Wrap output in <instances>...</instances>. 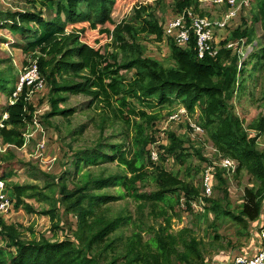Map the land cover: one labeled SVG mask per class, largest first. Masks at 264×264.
<instances>
[{"label":"trees","instance_id":"trees-1","mask_svg":"<svg viewBox=\"0 0 264 264\" xmlns=\"http://www.w3.org/2000/svg\"><path fill=\"white\" fill-rule=\"evenodd\" d=\"M162 1L145 6L137 5L136 0L42 1L49 15L34 10L17 13L0 10V21H9L2 27L21 36L25 55L31 56L33 62L38 61L50 105V111L42 117L46 127L55 128L52 119L73 114L60 106L67 102L68 95H75L91 100L88 107L94 108L90 122L98 131L95 146L74 153L73 158L70 153L74 147L68 146L62 175L51 177L53 182L45 187L48 193L34 186L9 183L16 211L24 208L29 213L49 217L54 229L67 234L62 240L43 236L38 239L31 232L29 240L16 221L10 223L0 215V241H3L0 264H210L205 256L207 244L197 232L188 227L175 232L173 224L177 209L183 211V200L186 212L196 213L192 203L201 198V190L164 167L169 158L187 165L193 157L191 151L203 161L207 159L188 134L183 132L179 136L176 131L167 130L170 145L164 148L166 153L161 155L160 164L152 162L150 149L161 133L162 115L145 111L151 102H157L161 111L170 113L180 105L192 116L200 111L199 124L209 140L224 156L239 163L235 177L238 179L247 172L254 181V186L245 191L239 215H233L243 227L240 234L251 236V232L255 233L254 226L264 222V151L258 147L264 135V115L245 126L234 106L235 100H256L258 94L264 100V0H237L242 3L235 20L236 23L240 20V24L221 43L215 58L200 59L194 37L187 47L169 39L170 67L148 57L140 37L164 40L163 24L155 12ZM199 1L176 0L172 10L175 15L192 10L201 17L210 16L200 9ZM230 7L226 2L223 9L228 11ZM129 9H133L135 19H129ZM103 43L114 51L103 53L100 47ZM230 44L236 47L229 49ZM244 45L253 49L245 61L240 53ZM25 65L29 66L28 62ZM18 89L20 74L12 60H0V94L6 99L0 112L8 115L3 121L4 128H0V139L4 145L13 147L0 155V181L11 179L21 164L15 162L17 154L12 149L24 146V131L33 123L36 112L29 102L33 87L24 84ZM86 127L88 124L83 129L68 130V137L78 141L86 134ZM108 131L110 136L105 135ZM60 138L66 142L61 134ZM116 138H120L118 143H114ZM116 161L120 169L117 172L102 169L96 174L82 172L84 167L101 168ZM72 166L75 172L70 181ZM225 174L217 169L214 177L219 184L214 186L213 197L203 199L205 211L198 213L199 221L208 220L211 214L215 215L214 222L232 215ZM152 183L154 190L143 193L145 184ZM56 188L60 199L51 195L56 194ZM30 190L33 192L28 194ZM218 192L226 193L223 199L215 198ZM26 199L47 201L51 207L36 211ZM123 200L127 204L119 205ZM59 203L64 205L66 214L75 217L76 225L68 230L63 229L57 215ZM132 205L134 212L130 209ZM210 228L216 229V225ZM237 256L240 254L232 257L221 252L213 261L227 262Z\"/></svg>","mask_w":264,"mask_h":264},{"label":"rangeland","instance_id":"rangeland-1","mask_svg":"<svg viewBox=\"0 0 264 264\" xmlns=\"http://www.w3.org/2000/svg\"><path fill=\"white\" fill-rule=\"evenodd\" d=\"M42 1L45 0H0V10L4 13H17L34 10L37 12L43 11L44 15H49L48 12L43 9ZM155 1L156 0H136V4L139 6H145L149 3H154ZM175 1L176 0H164L162 1L161 5H158L156 7L155 12L161 18L164 30L167 22L171 21V19L181 14L179 13L175 15L172 10V6L174 5ZM204 1L205 0L199 1V7L201 10H205L210 14V16L205 17H209L212 19L218 18L220 21H223L225 19L227 11H225L223 7L216 6L211 2ZM127 13L129 19L136 18V14L134 13L133 9H129ZM5 23H9V21H0V60H12L15 68L17 69V72L20 74V86L23 79H25L26 82L27 80L31 81V83L27 85L33 87L30 92L29 102L36 109L33 123H29L26 127V130L24 131V146L21 149H12L15 150L17 154L15 162L21 164L17 165V168L15 169L16 171L14 172L11 179H9L8 181H0L4 182L5 184L2 191H4V194L10 200L11 204V212L7 216V219L8 221H10V223L11 221H16V224L21 227L20 229L22 230L24 237L29 240L32 238L31 232H33L35 237L38 239L43 236L47 239L58 238L62 240L66 237L67 233H63V231L54 229L53 223L49 217L42 216L36 213H29L24 208L17 211L15 210L14 204L16 203V200H12V198L10 197L8 185L9 183L11 185L17 184L21 186L30 185L37 188L38 191H45L48 193L45 187L53 182V179L51 177L55 176L59 178L62 175L63 167L67 163V155L69 153L68 146L73 145L74 147L73 152L70 153L71 158L74 157V153L87 147L95 146L98 138V131L95 130L93 123L90 122L91 116L93 114L91 110H93L94 107L89 109L88 106L91 101L89 98H85L83 96L68 95L67 102L61 104L60 108L69 110L73 114L68 115L67 118L65 116H60L52 119L51 122L55 125V128H47L43 123L42 117L44 114L50 111V105L47 102L48 89L45 85L40 91L35 87L37 84V82L35 81L41 78L38 70V61L36 60L33 62L31 56L25 55L22 50V45L25 44L24 39L21 36L16 35L11 29L3 28L2 26ZM239 24L240 20L237 23L236 21L230 22L226 29H224L220 33H215V37L218 41L216 46H218L220 50L221 43H223L230 36L231 30L234 27L236 28ZM256 28L258 34H260V26L257 25ZM140 37L142 40V44L146 47V55L148 57L161 61L165 67H170L172 65V63L168 60V40L170 38L165 37L163 41L159 42L155 39V37L147 38L145 35H140ZM171 40L174 42L173 39ZM107 45L109 44L100 46L101 51L104 53L107 50V52L112 53L114 49L111 47L108 48ZM252 50V47L249 45H244L241 48L240 53L243 57V61L248 58ZM25 62H28L29 66H26ZM5 65L7 66V63H5ZM34 68H37L36 73L33 72ZM129 77H132V74L129 75ZM5 103L6 99L4 95L0 94L1 109L6 106ZM234 106L236 107V114L240 117L241 120L244 121L245 126H248L255 119L259 118L261 115H264V100H262L260 94L257 95L256 100H251L250 98L244 101L235 100ZM161 108L162 106H159L157 102H151L146 105L145 111L147 110V112L149 113L160 112L162 115V119L159 122L160 128L162 127L161 133L159 134L158 141L151 147L158 148L163 157L166 153L164 148L170 145V138L169 135L166 134V132L163 133L162 131L166 127L168 123L167 121L169 120L170 116L173 113L175 114L178 112L176 110L179 108V106L171 113L168 110L161 111ZM199 115L201 116V113L198 110V113L193 116L194 118H196V120H192L195 124L200 123L198 119ZM0 117H3L2 121L0 122V128H4L3 121L8 119V115L0 112ZM86 124H88V127H86V134H84L82 138H79L78 141L73 142L74 137H68V130L75 131L78 129H83L84 125ZM56 128H59L60 131L58 132ZM167 128L168 131H176L179 136H182L183 132L188 134V137L196 141L194 142L196 143V149L201 150L202 155L207 159V162L203 161L201 158H198L194 154V152L191 151L193 157L187 162V165H181L179 163H176L173 159L169 158L164 163L165 169L169 173H172L174 175H181L182 179L188 181L189 183H193L201 190L202 194V185L204 184L203 179L206 175L205 172L209 168V162H217L221 164L220 166H223V161L228 160L229 157L224 156L213 145V143L209 140L207 133L204 131L200 132V135L195 137L193 133L190 132L187 124L183 122L171 123ZM184 129L186 131H183ZM59 133L66 139L65 143H63V139L60 138ZM105 135L110 136L111 131H108ZM118 141H120V138H116L114 140V143H118ZM258 147L259 149L264 151V135L259 139ZM9 148L13 147L10 145H4L2 139H0V155L1 153H5ZM216 152H219L220 156L225 158L220 159L218 156H210ZM127 157L130 158V155H128ZM117 163V161L110 162L104 164L101 168L84 167L82 172L86 173L87 171H90L96 174L99 173V169L108 170L110 173L117 172L120 170ZM158 163L160 164L161 160ZM82 165L84 166V163ZM188 167L191 169L190 175H188ZM74 172V166L69 167L70 176H68V179L70 178V181L73 179ZM216 172L217 170L215 169L212 177V183L214 184V186L219 184L217 177H214ZM237 173L238 171H236V173L234 174L233 172H228L227 175L225 174L229 183V211L232 213L231 216L223 217L222 219L214 222L215 215L211 214L208 220L202 219L201 221H199V219L197 218L198 213H204L205 211L199 206L200 210H197L195 214H191L189 212L187 213L184 210L182 211L181 209H177L178 216L174 217L173 224L175 226V232L183 229L184 227H188L190 229H194L197 232V236L200 239L204 240L205 244H207L205 256L210 260V264L232 263V260L222 263H219V260L217 259L216 262L213 261L215 256L220 254L221 252L229 253L230 255H232V257H235L238 254L253 256L259 251V249H261V247L263 248V242L260 240V238H258L262 237L260 224L258 226H254L253 228V231L257 233L258 237L255 233L253 234V232H251V236H245L247 234H240V232L243 230L242 225H240L238 221L233 218V215L236 217L239 215V207L244 202L243 197L245 196L246 189H250L254 186V181L252 177L247 174V172L242 174L238 179L235 177ZM152 186L153 183L145 184V186L142 188V192L151 193L154 190ZM69 187L72 188V185H70ZM55 190L56 194L53 195L51 193V195L54 196L55 199H60L61 196L58 189L56 188ZM32 192L33 190H30L28 194ZM225 195L226 193L218 192L215 198L223 199ZM26 201V203L30 204L36 211H41L44 209L48 210L51 207L50 203H48L47 201H37L35 199H26ZM126 204L127 201L125 200L119 202V205ZM224 205L226 206L227 202ZM134 208V205L130 206V209L133 210V212ZM58 209L57 215L60 217L63 229L68 230L70 229V227L76 225L75 217L73 215L65 213V207L62 203L58 204ZM160 221L162 222V220ZM213 224L216 225V229L210 228ZM252 227L253 225H250V231L252 230ZM216 236L219 237V239H216ZM2 245L3 241L1 240L0 246Z\"/></svg>","mask_w":264,"mask_h":264},{"label":"built area","instance_id":"built-area-1","mask_svg":"<svg viewBox=\"0 0 264 264\" xmlns=\"http://www.w3.org/2000/svg\"><path fill=\"white\" fill-rule=\"evenodd\" d=\"M204 2H211L216 6L223 7L226 5V2L229 3L231 6L230 9L226 12L227 15L223 21H220L218 18L212 19L209 17H200L195 14L191 10H186L183 13L179 14L178 16L171 19V21L167 22L165 25V37L173 39L174 42L180 47H187L193 37L197 41V48L199 58L203 59L206 56L210 57H217L218 53L220 52V48L216 46L218 43L215 33L221 32L227 28L230 22L236 20L238 13L241 10L242 3L239 4L237 0H216V1H209L205 0ZM237 6V7H236ZM236 45L230 44L228 47L229 49L235 48ZM37 68H34L33 72L36 73ZM36 84L37 90H42L44 87V81L40 78L38 79ZM31 81L23 79L20 89L24 84H30ZM32 85V84H31ZM177 113H173L169 120L167 121L166 127L163 129V133L168 130V126L171 123H185L191 129V133L195 137L200 135V132H203L204 129L199 124H195L192 120L194 118L188 110L180 105L179 108L176 110ZM205 132V131H204ZM151 160L153 163H158L161 158V153L158 148L151 147L150 149ZM210 156H218L220 159L225 158L221 157L219 152H216ZM223 166H220V163L217 162H209V168L205 172V177L203 179L204 184L202 185V196L201 198L197 199V201L192 203V208L197 211L200 210V207L203 208L204 198H211L214 195V184L212 183L213 172L216 169H221L223 172H233L236 173L239 169V163L233 159L228 158V160L223 161ZM5 184L4 182H0V215L7 217L11 212V204L10 200L4 194L3 188ZM202 203V204H201ZM186 201H182V209L187 211ZM200 206V207H199ZM260 230L262 237H259L260 240L263 242V248L259 249V251L255 255H240L237 256L235 259L232 260L231 264H264V222L260 224Z\"/></svg>","mask_w":264,"mask_h":264}]
</instances>
